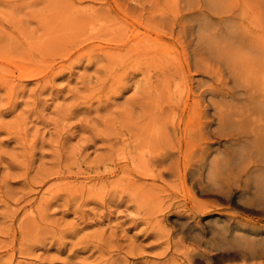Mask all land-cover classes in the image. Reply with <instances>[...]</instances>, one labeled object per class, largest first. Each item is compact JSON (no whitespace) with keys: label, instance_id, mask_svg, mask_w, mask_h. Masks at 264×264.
I'll list each match as a JSON object with an SVG mask.
<instances>
[{"label":"rangeland","instance_id":"rangeland-1","mask_svg":"<svg viewBox=\"0 0 264 264\" xmlns=\"http://www.w3.org/2000/svg\"><path fill=\"white\" fill-rule=\"evenodd\" d=\"M228 8L0 0V264H264L236 240L264 230L259 170L226 169L264 117V29L231 45Z\"/></svg>","mask_w":264,"mask_h":264},{"label":"bare ground","instance_id":"bare-ground-1","mask_svg":"<svg viewBox=\"0 0 264 264\" xmlns=\"http://www.w3.org/2000/svg\"><path fill=\"white\" fill-rule=\"evenodd\" d=\"M192 1V0H191ZM251 0H236V5H237V9L232 10L231 8L226 9V11H224V13L221 14L222 16H226V17H236V10H240V13L242 14V21L238 23V25H240V29L238 27H236V32L237 33H242L243 35L239 34V37H236L235 41L233 43H230L231 45L234 43H239V42H244V37L247 38L248 40L250 38H252L253 40H249L250 42H255V40H258L260 37L258 33H260V30L264 29L262 24V17H264L263 13H258L257 11H254L253 7L250 5ZM175 2V1H174ZM206 2V1H205ZM219 2V1H218ZM186 3V2H185ZM207 3V2H206ZM214 3V2H213ZM183 4V3H182ZM220 4V3H219ZM188 5V4H187ZM186 5V6H187ZM209 5V4H208ZM222 5V4H220ZM172 6V5H171ZM211 6V5H210ZM219 7V6H218ZM217 7V8H218ZM185 8V7H184ZM186 9V8H185ZM166 11V10H165ZM184 11V10H183ZM220 11V10H219ZM160 13V12H159ZM154 16V15H153ZM138 17V16H137ZM156 17V15H155ZM204 17V16H203ZM202 17V18H203ZM250 17H252L253 19L248 20L247 23V19H249ZM151 18V16H150ZM143 21V20H142ZM151 21V20H150ZM196 21V19H195ZM194 21V22H195ZM235 22V21H234ZM154 23V22H153ZM147 25V23L145 24ZM176 28V27H175ZM156 30V29H154ZM158 30V29H157ZM214 30V29H213ZM216 30V29H215ZM230 32V31H229ZM264 32V31H263ZM137 34V33H136ZM263 40H264V33L262 34ZM232 40V39H231ZM259 41V40H258ZM261 41V40H260ZM245 44V43H244ZM238 46V45H237ZM204 47V46H203ZM249 47V46H248ZM163 48V47H161ZM249 50V48L247 49ZM251 51V50H250ZM226 53V52H225ZM244 53V52H243ZM228 54V53H227ZM220 56V55H219ZM153 57V56H152ZM244 58H246V55L243 56ZM153 59V58H152ZM216 59V58H215ZM240 59V58H239ZM157 60V59H156ZM219 60V59H218ZM216 61V60H215ZM214 63V62H213ZM227 63V62H226ZM248 63V62H246ZM150 64V63H149ZM259 65V64H258ZM262 68V67H261ZM264 68V67H263ZM261 71V69L259 70H253V72L255 73H259ZM252 72V71H251ZM250 72V73H251ZM248 73V72H247ZM229 75V73H228ZM263 75V73H262ZM262 78V77H261ZM262 82H264V80H262ZM231 84V83H230ZM264 85V84H263ZM174 88V87H173ZM195 91V90H194ZM208 91V90H206ZM196 93V92H195ZM235 93V92H234ZM257 93V92H256ZM179 95V94H178ZM258 95V94H257ZM197 96V95H196ZM235 96V95H234ZM242 96V95H240ZM182 97V95H181ZM252 97V96H251ZM243 98V97H242ZM162 100V99H161ZM164 100V99H163ZM244 100V99H243ZM161 102V101H160ZM163 102V101H162ZM165 104V103H164ZM171 104V103H170ZM246 104V103H244ZM262 106V105H261ZM261 108V107H260ZM221 109V108H220ZM229 113H226L225 110H220L218 112V120L219 123L221 124V122H223V119H228ZM199 115V111H196V116ZM245 120V118H243L242 122ZM166 121V120H165ZM241 119H239L238 122H240ZM250 121V120H249ZM154 122V121H153ZM236 122V121H235ZM161 124V123H160ZM185 124V123H184ZM150 125V123H149ZM164 125V124H163ZM181 125V124H180ZM222 125V124H221ZM240 128L237 130L236 133L234 134H230L228 139L233 138V139H237V140H241V141H247L249 140V138L253 139V142L250 145V150H249V156L251 158L250 162L248 164H246L245 166H226V169L228 170V177L233 179H239L241 180L242 177L247 174L250 169H254V170H259V174L257 175V177L255 178L257 181V187L258 189H261V196L259 199H262L264 197V117H260L258 119H254L251 121V125L252 128H244V123L240 124ZM244 125V126H242ZM151 126V125H150ZM154 126V125H153ZM158 124L156 125V128ZM182 127V126H181ZM150 129L152 128L149 127ZM155 128V127H154ZM183 128V127H182ZM160 129V128H159ZM148 130V129H146ZM162 130V129H160ZM150 130L146 131V133H149ZM152 132V131H151ZM168 132V131H167ZM162 133V132H161ZM169 134V133H168ZM150 135V134H149ZM204 135V134H203ZM152 136L155 137L152 133ZM179 136V135H178ZM151 137V138H153ZM161 137V135H160ZM167 137V136H166ZM205 137V136H204ZM162 138V137H161ZM168 138V137H167ZM156 139V137L154 138ZM155 142V141H154ZM165 144V142H164ZM225 145V144H224ZM227 149V148H226ZM175 150V149H174ZM152 151V150H150ZM155 151V150H154ZM153 154V151H152ZM165 156V155H164ZM214 157V156H213ZM212 158V157H211ZM243 156L240 157V159L243 160ZM239 159V160H240ZM222 160V158H221ZM236 161V160H235ZM215 163V162H214ZM218 165V164H217ZM228 167V168H227ZM213 169V168H212ZM215 169V167H214ZM223 170V168H217L216 171L221 172ZM194 171V170H192ZM212 172V171H211ZM195 175V173H194ZM253 176V175H252ZM255 176V175H254ZM254 178V177H253ZM213 179V178H212ZM247 179V178H246ZM211 180V179H210ZM235 186V185H233ZM239 190V189H238ZM252 192V191H251ZM238 194V192H237ZM247 198V197H246ZM245 199V198H244ZM254 198H252L253 200ZM256 199V198H255ZM254 199V201H255ZM246 200V199H245ZM239 201V200H238ZM239 203V202H238ZM254 203V202H253ZM33 211V210H32ZM188 212V211H187ZM219 212V211H218ZM224 212V211H223ZM260 212V210H259ZM217 213V212H216ZM220 213V212H219ZM191 218V217H190ZM210 218V217H209ZM175 220V219H174ZM209 222V220H208ZM261 222V221H260ZM180 225V224H179ZM208 225V224H207ZM181 230V228H180ZM240 231L242 232L241 235L239 237L236 238L237 240V245L238 247H240L239 253L240 256H246L248 254H250L251 256H261L264 255V242H263V237H261V233L264 232V230L262 229H258V228H254L251 227L249 229H240ZM212 232V231H211ZM199 233V232H198ZM221 233V231H220ZM216 234V233H215ZM214 234V235H215ZM193 235V234H192ZM205 236V235H204ZM221 236V235H220ZM227 238V237H226ZM200 239V238H199ZM222 241V240H221ZM220 241V243H221ZM225 243V242H224ZM226 244V243H225ZM228 245V244H226ZM209 247V246H208ZM187 248V246H186ZM218 249V248H216ZM215 249V250H216ZM233 251V250H232ZM186 252V251H184ZM225 252V251H224ZM187 253V252H186ZM234 255V254H233ZM189 256V255H188ZM237 257V256H236Z\"/></svg>","mask_w":264,"mask_h":264}]
</instances>
